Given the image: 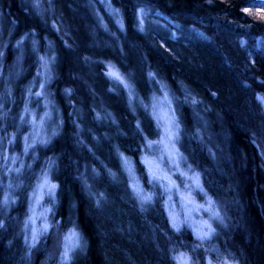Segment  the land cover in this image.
Segmentation results:
<instances>
[{"label":"trees","instance_id":"1","mask_svg":"<svg viewBox=\"0 0 264 264\" xmlns=\"http://www.w3.org/2000/svg\"><path fill=\"white\" fill-rule=\"evenodd\" d=\"M111 3L122 30L91 35L83 0H0V264H176L180 253L193 264H264V0ZM141 9L155 27L138 29ZM41 58L48 138L27 151L17 107ZM158 104L174 131L172 161L157 157ZM45 174L56 187L35 209ZM209 199L215 219L199 207ZM30 209H44L35 240ZM192 217L215 231L201 241ZM70 232L82 247L62 260Z\"/></svg>","mask_w":264,"mask_h":264},{"label":"rangeland","instance_id":"2","mask_svg":"<svg viewBox=\"0 0 264 264\" xmlns=\"http://www.w3.org/2000/svg\"><path fill=\"white\" fill-rule=\"evenodd\" d=\"M111 2L112 0H83V5L80 4V7L82 8L85 6L84 11L87 13L88 18L90 17L92 19L91 26L93 25V27L92 29H90V26L86 24L85 22V18H82V17H81L82 26L80 27H82V29L84 30L85 29H87L88 31L90 30V34L97 33V32L113 33V31L115 30L116 31L122 30V27L120 26V23H119L120 22L119 21L120 12L117 8L113 7ZM114 10H118L119 15H117L114 12ZM145 17H146L145 14L140 15V12L137 13V16H136L137 27L140 31L141 30L143 31V29L149 25V24L147 25L145 24L146 22ZM141 19L143 20L142 25H141ZM76 26H77L76 28H79L78 24H76ZM149 27H155V26L149 25ZM104 44L106 43L104 42ZM43 64H44V60L39 63V67L37 68L35 74L34 73L33 75L31 74L30 76L31 85L28 87L25 101L23 102V104H21V107H17L19 109V119L18 120H21V117L27 118L28 120L27 123H29V128H27V132L23 137V146H22V149L27 148V151L28 150L32 151L34 147L45 144L48 138L47 131H48L49 125L46 124L45 129H44L43 121L46 117L44 115L50 114L51 110L49 108V102L45 98L44 85L49 80L50 73L47 75V77L44 76L45 67L43 66ZM46 67H48V64L46 65ZM110 71L116 72L119 74V72L116 69H114V67L108 64L106 67V72H105L107 77L110 80H121L120 74H119L120 79H116L108 74ZM41 84H43V87H41ZM34 88H36L35 92L33 90ZM36 93H40V95H36ZM29 98L31 101H36V102H38V99H39L38 103L40 104L43 103V105H33L31 104L32 102L29 100ZM5 99L6 98L4 96L3 102L1 103L2 107H5V102H4ZM10 105H11V102L8 103L7 108ZM13 107H15V105ZM154 108L155 110L153 112V116H155L157 123L161 125L164 129L163 134L160 136L159 139L156 140V142L159 143V145H162L163 147V149L160 150V153L157 155V157H162L166 155L165 158H167V160L169 161L168 153L172 152L173 150V148L170 145L173 138L170 140L165 130L171 129V133L174 135V131L171 125V119L166 111V108H164L163 105L160 106L158 104V106H155ZM28 145H31V146L28 147ZM151 147L153 149L154 144H151ZM155 154L152 157L155 165L156 166L158 165L161 168H164V166H166L167 163L164 161V164H162L160 161V158H157ZM6 156L4 158H6ZM13 158H15V155H12L9 159V163H8L9 168H11V166L15 165L16 163V161L13 162ZM121 160L123 163L124 159L122 158ZM124 171L127 175V178L131 181L132 185L135 184L134 179H133V172L131 171V169L124 168ZM152 172L153 170L148 171V174L150 177H153ZM44 177L45 176H43V178L40 179V181L35 182L33 185V188H34L33 195H35V198H33L32 204L34 205L35 209H36L38 202L40 201V198L45 197L50 194L47 187H45L44 189H40L39 187V185L43 182ZM186 197L190 198L189 195H186ZM186 204L188 206L186 216L190 218L191 216H194V210H193V207L188 205L187 202ZM35 209H30V212L27 213L26 228H27V233L29 235H32L35 233L39 237L42 235V232L46 228V225L42 221V218H43L42 213L44 209H41V210H35ZM190 224L194 228V230H196L203 225V222H201L198 217H196L195 220H194V217H192ZM72 233L73 232H70L69 236H71ZM195 234H196V231H195ZM82 243L83 242H82L81 237L79 236V234L76 233V237L73 239L71 243L67 241L64 254L62 256V260L68 259L72 248L77 246L76 248L78 250L81 249ZM66 250H67V258L65 259Z\"/></svg>","mask_w":264,"mask_h":264},{"label":"snow or ice","instance_id":"3","mask_svg":"<svg viewBox=\"0 0 264 264\" xmlns=\"http://www.w3.org/2000/svg\"><path fill=\"white\" fill-rule=\"evenodd\" d=\"M209 2H211V0H209ZM114 12L118 15V10H114ZM142 14H143V9L140 10V15H142ZM142 24H143V20L141 19V25ZM121 27H122V25H121ZM41 60L43 61L44 58H41ZM46 65H47V61H44L43 66L45 68H46ZM108 74L110 76L116 78V79H120L119 74L116 73V72L110 71ZM121 82H123V81H121ZM41 87H43V84H41ZM36 95H40V93H36ZM261 99H264V98H261ZM21 119H23V117H21ZM165 131H166V134L168 135V138L171 140L172 137H173V134L171 133V129H166ZM30 146L31 145H28V147H30ZM173 147H174V145H173ZM26 150H27V148H26ZM175 155H176L175 152H169L168 153L169 160L170 161L174 160L175 159ZM13 162H15V158H13ZM157 167H159V166L157 165ZM150 171H152L151 167H150ZM152 175H153V179H159V177L156 176L154 171L152 172ZM189 179L192 180V183L197 188L200 187V180H199V176L198 175H194L192 177H189ZM39 187H40V189H44L45 187H47L49 193L51 194V192L55 189L56 185L55 184H49V181L47 179V175L45 174L43 182L39 185ZM171 187H175V184L173 183L170 187L166 188V191L170 192L171 191ZM133 190L137 193L138 196H140L142 203L143 202H147L148 200L151 199L150 197L142 196L135 184H133ZM212 203L213 202L209 199L207 201V205H208L207 208H205L204 205H200L199 207L200 208H204V210L206 212L210 213V217H209L210 219H215V218H217L219 216V214L212 211ZM172 224H173L174 228L178 229V225L176 223V220H175L174 216L172 217ZM195 231H196L197 238L200 239L201 241H203V240L207 239L215 230L212 228V225L206 220V221H204L203 225L200 228L196 229ZM75 237H76V233L73 232L71 234V236L66 237V240H68L71 243ZM32 238H33V240L36 239L35 233L33 234ZM197 247H199V245H197ZM66 258H67V250L65 252V259ZM173 259L175 260L176 264H193V262L191 261V257H189L185 253H180L179 255L174 256Z\"/></svg>","mask_w":264,"mask_h":264}]
</instances>
